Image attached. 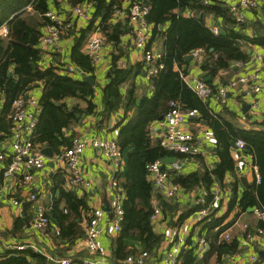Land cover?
Returning <instances> with one entry per match:
<instances>
[{"label": "trees", "instance_id": "obj_1", "mask_svg": "<svg viewBox=\"0 0 264 264\" xmlns=\"http://www.w3.org/2000/svg\"><path fill=\"white\" fill-rule=\"evenodd\" d=\"M51 0H0V27L6 24L9 34L0 37V134L7 136L11 132L13 100L25 94L40 81H44V89L41 95L40 104L42 111L39 115V123L36 128L34 141L40 146L45 144L54 148L58 154L67 146H70L74 133L67 132L76 120V115L86 112L94 113L96 105L93 102L94 86L80 79H75L60 72L63 63L58 67L50 65L46 69L41 68L42 54L39 48L41 32L38 30L40 23L31 16L27 6L31 5L32 11L43 18L42 25L50 23L46 16L50 10ZM56 2V0H53ZM73 6L83 3H90L94 9L91 21L82 29L78 38V43L72 49L73 62L87 73H93L94 67L89 56L82 52L81 48L87 36L98 29L106 38V42L117 45L122 39V35L131 32L129 27V13L135 1L150 6L147 20L154 26V33L164 35V47L162 57L158 60V71L150 81L155 87L153 96H142L138 105L141 121L129 122L122 125L119 134V144L125 151L130 145H134V151L129 153V169L126 179L120 182L125 189L126 198L121 204L123 222L118 236L113 241V256L118 259H126L133 255V250L129 248V238L136 236L145 242L144 250L152 252L162 241V236L155 233L150 223L153 212L152 197L154 195V185L149 179L147 165L156 160H161L165 156L176 155L179 157L191 154L174 153L166 150L159 140L153 141L149 133V124L166 116L171 108V102L177 101L184 110H196L201 118L207 120L214 128L217 135L216 153L220 157V162L213 170L204 173L193 172L182 174L180 172H170L174 182L180 184L182 188L191 190L197 187H205L208 191L205 195V205L208 206L214 199L212 187L215 183L230 189V199L226 204L227 209L223 215L218 212L220 209H211L206 223L208 234L212 237L211 248L205 254V262H209L215 251L222 253L227 249L233 251L238 249L235 241L231 244L224 243L220 239V234L226 227L220 230L215 229L221 226L225 217L234 208L241 211L249 207L264 208V130H249L233 127L229 124L228 131L223 130L218 118H214L209 112L208 105L199 94L190 87L184 79L187 75L183 70L184 58L195 49H200L212 59L203 65L204 69L211 72L213 78L208 83L213 88L218 85L213 80L221 69H230L237 61H246L249 54L241 41H249L264 45V35L255 36L252 39L241 34V29L245 27V22H238L229 4L223 1L212 0L210 4H205V0H133L128 8L123 7L125 0H69ZM123 11L126 20L114 21L116 12ZM126 11V12H125ZM186 12H191L190 16H185ZM213 14L224 19L226 33H215L206 25L201 14ZM48 20H47V18ZM98 20V23H96ZM169 24L166 32L160 31V25ZM133 32V31H132ZM213 50L211 51V49ZM120 54H113L110 82L104 88L105 109L104 114L109 115L122 106L123 92L122 85L126 83L131 75L132 68H120L117 59ZM178 66V68L176 67ZM76 98L86 102V107L79 104L70 105L67 99ZM135 95L132 90L128 102L135 103ZM128 109V108H127ZM126 109V110H127ZM2 137V138H3ZM245 140V149L252 152L259 169V181L256 179L239 196V178L234 173L235 160L231 154L232 140L236 138ZM199 155V154H196ZM195 156V155H194ZM228 174L233 175L230 182L225 178ZM69 208L77 210L85 206V201L74 192L66 193ZM57 208V205L54 208ZM199 204L195 209L202 208ZM191 210V211H193ZM188 214V213H187ZM187 214L179 219L181 224ZM56 218L60 225L58 233H53L50 226L46 233L54 236L55 248L51 250L52 258L37 252L31 248L16 252L12 255H4L0 264H61L59 260L69 257L67 250L72 247L78 239L85 238V229L80 222H73L69 226L65 225L67 216L58 217L56 211L50 215ZM54 220V219H53ZM55 234V235H54ZM82 256V255H81ZM71 257V256H70ZM74 258L73 263L82 264L83 258ZM181 264H200L196 249L192 244L182 249L180 254Z\"/></svg>", "mask_w": 264, "mask_h": 264}, {"label": "crops", "instance_id": "obj_2", "mask_svg": "<svg viewBox=\"0 0 264 264\" xmlns=\"http://www.w3.org/2000/svg\"><path fill=\"white\" fill-rule=\"evenodd\" d=\"M132 1L133 0H125L123 2V7L127 9ZM219 1H223L229 5L238 3L237 0ZM49 3V11L58 13L61 17L75 23L76 26L64 34L58 44L49 45L46 49L42 50V38L47 32L48 21L46 25H42V16L35 14L32 11L31 5L27 6L26 10L31 12V16L35 17L34 21L37 20L40 23L38 30H40L41 36L38 46L41 49L42 54L41 68L46 69L50 65L58 67L59 63H63V65L66 66L74 65L76 68L72 74H68L64 69H60V72L63 74L75 79L83 80L81 72H84L86 75H93L96 78V85L92 84L95 88L93 102L96 105V108L94 109V113L87 114L86 112H83L77 114L74 124L66 131L74 133L75 136H83L87 138L103 137L116 139L118 141L122 125H125L130 121H141L138 105L141 103L142 96H153L155 93V87L147 77V64L144 60L143 54L134 44L132 32L133 26L129 22V27L132 31L122 35V39L118 46H111L107 43V50L104 53L103 60L97 67L92 63L94 72L87 73L73 62L71 54L72 49L78 43V38L81 35L82 29L91 21L94 13L93 7H90V17L88 21L83 22L75 16L73 11L74 6L69 0H56V2L51 0ZM258 4V8L244 10L246 25L240 31L241 34L249 39H252L255 36L264 35V0H258ZM190 15L191 12L185 13V16ZM201 18L205 19L208 27L209 24L214 23L219 27V33H226L224 29L226 23L223 18L213 14H207L204 16L203 13L201 14ZM119 20H126V16L122 14V11H118L115 14L114 21L116 22ZM97 23L98 20H96L95 24ZM151 26V39L149 40L148 45L149 47L155 46L162 52L164 47V35L162 33H154V26L152 24ZM168 28V23L159 26V30L163 32H166ZM96 32L100 33V31L96 29L87 36V39L84 41L81 48L83 53L86 54L88 40ZM0 37L6 38V36L2 34H0ZM241 42L244 44V48L249 54V58L244 62H234L230 69H221L213 82L216 85L226 84L231 79L239 76H250L257 70L258 77L256 81L248 83L247 85H240L237 89L232 90L224 104L220 103L214 96L202 99L208 105L209 112L212 116L220 120L221 123L219 124L222 126L223 130L228 131L229 124H232L233 127L238 126L239 128L261 131L264 130V45L244 40ZM195 50H199V57L193 56L191 60H185L184 58L185 62L182 69L187 72L184 79L186 82L193 78L204 81V79L200 77V74L202 72H208L211 75V78L208 81L206 80V82L209 83L213 76L209 70L203 68V65L209 62L212 59V56L209 61H205L210 55H206L200 49ZM195 50L189 54L193 55ZM212 50L213 48L211 51ZM114 53L120 54V57L117 59V65L120 68H132V75L130 79L122 85L124 97L122 106L120 109L111 112L107 116L104 114V88L111 80V65ZM202 61H205L203 65L200 64ZM176 67L178 68V66ZM255 84H258L261 87L260 91H254ZM44 85V81H40L35 86L31 87V91L37 98H39V100L41 99ZM132 90L136 100L134 104L128 102ZM67 102L70 105L79 104L82 108H85L87 105L85 101L76 98L67 99ZM1 107L2 102H0V109ZM41 111L42 108L40 104L39 112L41 113ZM164 119L165 117L161 116L159 119L154 120L149 124L151 139L153 141L159 140L161 144L162 137L160 134L165 128ZM154 128H158L160 134L155 133L153 131ZM186 128L200 141L202 151L199 155H185L182 158L176 155H170L171 157L176 156L177 161H181L182 167L179 170L173 168V163L176 162V160L163 162L162 159L164 157L161 159L162 167L170 172H180L182 174H190L193 172L204 173L208 170H213L220 162V157L216 153L218 139L214 128L207 120L200 116L188 119ZM2 137L0 134V152H5L7 157L4 160H0V246L5 248L13 243H33L44 251L42 252L43 254L52 257L51 250L55 248L54 236L51 235V232L46 233V231H41L33 226V220L39 203L47 207L48 214L50 215L53 213V210H55L58 217L67 216V219H65L66 226H69L73 222H80V225L84 229L92 210L99 206L105 211L99 234L100 252L109 259L110 264H128L126 259H118L113 256V241L118 236L119 232L114 230L111 223V218L116 205V195L113 193L115 191L111 190L109 185V181L115 173L112 161L106 156H98L96 150L92 146L86 148L82 157V168L85 176L93 182V187L87 190L84 187L75 186L69 182L70 173L65 164L56 161L54 157L57 153L54 148L45 144L41 146V149L51 147L54 156L52 158L46 156L47 159L43 169L32 170L34 179L29 188L21 187L17 180L18 178L15 177L7 180L2 175L3 169H5L11 159V157L8 156L11 154V149L9 145L5 143V137ZM237 140L244 139L237 137L232 140L231 154L235 160L234 173L240 181L238 188L239 196H242L244 190L250 184L256 179L259 181V172L257 175L255 168L258 167V165L255 162L252 152H250L249 149L243 150L238 148L236 145ZM132 151H134V145L128 146L124 151L126 164L124 165V171L120 176V182H123V184L129 169V153ZM233 178V175L228 174L225 181L230 182ZM216 188L220 190L223 197L221 208L218 212L220 215H223L227 209L226 204L230 199V189L221 186L219 183H215L212 187L213 194ZM154 189L152 202L155 197V200L162 208V214L155 221H152L150 218V223L154 232L162 236V241L156 249L149 252L150 257L146 264H165L167 254L170 251H179L181 254L182 249L188 248L189 244H192L195 247L200 264H264V230L262 232L259 230L264 228V223L261 222L254 213V207H249L245 211H240L237 207L234 208L225 217L221 226L215 229V231H218L222 227H226L225 230L221 232L220 239L225 240L226 242L224 243L228 244L235 241L238 245V249L235 251L227 249L222 253L215 251L209 262H205V254L210 250L212 240V237L209 236L208 229H206L205 226L210 219L207 217L202 221L197 220L196 216L199 209L193 210V208L196 206L198 207V199L202 197L205 192H208L206 188L195 187L191 190L184 188L182 192L174 198L165 197L155 186ZM29 192L36 193L38 200L28 201L27 197ZM68 192H74L78 198L85 201L86 208L80 207V210H78L81 214V219L77 212H75L77 210L68 207L66 198V193ZM119 193L123 194L122 200L119 201V204L121 205L126 198L123 186H121V191L119 190ZM13 197H17L21 200L20 206L12 203L11 199ZM56 205L57 208H54ZM108 208H110L109 211L107 210ZM185 214L188 216L180 224L179 219ZM55 219L57 220V217L51 218V231L53 233H58V230L61 228ZM174 228H179L181 230L180 238L184 240V243L179 244L177 238H171ZM227 235H229V237H227ZM202 238L206 239V244L204 246V251L200 253L199 243ZM84 240V238L78 239L75 244L67 250L69 257H76L78 255L82 258H86L89 256ZM185 243H187L188 247L183 246ZM128 244L129 248H136V250H133V253L135 252L133 255L140 254L146 249L145 242L136 236L130 237ZM254 255L257 256V260L255 261L251 259Z\"/></svg>", "mask_w": 264, "mask_h": 264}, {"label": "built area", "instance_id": "obj_3", "mask_svg": "<svg viewBox=\"0 0 264 264\" xmlns=\"http://www.w3.org/2000/svg\"><path fill=\"white\" fill-rule=\"evenodd\" d=\"M205 4H210L212 0H205ZM237 4H231V9L234 12L238 22H245L244 10L258 8V0H237ZM90 3H83L74 6V14L80 19V21L87 22L90 17ZM150 11V6L139 1H135L131 7L129 13V22L133 26V38L135 46L142 52L144 60L147 64V77L150 79L158 71V60L162 57V52L155 46L149 47V40L151 39V24L147 20V16ZM124 15V12L122 11ZM46 16L49 18L50 23L47 27V32L42 38V50L46 49L49 45L58 44L61 37L66 34L70 29L76 26L75 23L68 21L61 17L54 11H48ZM83 24V23H82ZM209 27L213 32L219 33V27L214 23L209 24ZM9 33L6 24L0 27V34L7 36ZM107 50L106 38L96 32L86 45V54L91 59L92 63L97 67L103 60L104 53ZM199 50L193 52V56L199 57ZM260 58V57H259ZM64 70L68 74H72L75 71L74 65L63 66ZM258 77L257 70L250 76L244 75L231 79L226 84H219L217 88H213L206 81L193 78L188 80L187 83L193 88L201 98H208L214 96L220 103L224 104L229 97V93L232 90L237 89L240 85H247L253 83ZM261 87L257 84L254 86V91H260ZM25 95H28L25 97ZM12 113L10 118L12 119L11 132L5 136V143L9 145L11 149V157L8 165L3 169L2 175L5 179L18 178L19 185L21 187L29 188L32 180L34 179L32 170L43 169L46 163L47 157L42 153L41 146L35 143V132L39 123L40 115V100L31 91H27L25 94L18 96L13 100ZM257 106V105H256ZM199 116L196 110H183L181 105L177 101L171 102V108L165 116V128L160 134L158 128H154L153 131L160 134L162 137L163 147L175 153L196 155L202 151L201 143L197 137L187 130V121L190 118H197ZM245 141L237 140L236 145L240 149H245ZM92 146L98 156H106L112 161L115 168V173L109 181L111 190L116 195V205L111 218L112 227L116 232L121 230L123 222V210L119 201L122 200V196L119 193L121 191L120 176L124 171L123 167L126 164L125 152L116 139L94 137L87 138L83 136H75L70 146L64 148L60 153L55 155V160L65 164L67 170L70 173L69 182L75 186H81L89 190L93 187V182L87 178L82 168V157L87 147ZM7 157L5 152H0V160H4ZM182 167L181 161L178 160L173 163V168L179 170ZM148 177L153 182L156 189L167 198L177 197L183 190L182 186L173 181L169 170L162 167L161 160H156L147 165ZM255 171L259 172L258 167ZM258 178L260 176L258 175ZM205 192L202 197L198 199V203L203 205L197 212L196 219L199 221L204 220L210 215L211 209H220L222 202V195L218 188L214 191V199L210 205H205ZM28 201H37L38 196L36 193L29 192ZM12 203L20 206L21 200L17 197L11 199ZM254 213L258 219L264 223V208L254 207ZM162 214V208L159 203L153 199V212L151 214V220H157ZM105 211L102 207H95L85 226V247L89 252V256L83 258L82 264H110L109 259L101 254L99 245V234L101 223L104 219ZM33 226L46 231L50 226V217L48 209L45 205L39 203L36 211V215L33 220ZM261 232L264 228L259 229ZM181 230L174 228L172 231V239L177 238L179 244L184 243V240L180 238ZM250 235V234H249ZM251 236V235H250ZM229 237V235H227ZM206 239L202 238L199 243L200 253L204 251ZM183 246L188 247L187 243ZM31 248L37 252H44L39 246L33 243H13L7 247L0 246V260L4 255H12L16 252ZM150 254L148 251H143L137 255H130L126 258L128 264H146ZM52 258V257H50ZM253 261L257 260V256L251 257ZM74 258L65 257L59 260L61 264H72ZM165 264H181L180 252H169ZM230 264V263H229Z\"/></svg>", "mask_w": 264, "mask_h": 264}, {"label": "water", "instance_id": "obj_4", "mask_svg": "<svg viewBox=\"0 0 264 264\" xmlns=\"http://www.w3.org/2000/svg\"><path fill=\"white\" fill-rule=\"evenodd\" d=\"M193 58V55L192 54H189L187 56H185V60H191ZM211 59V56H208L205 61H209ZM205 61H202L200 62L201 65H203L205 63ZM82 75H83V80L84 81H87L93 85H96V78L93 76V75H86L84 72H81ZM200 77L202 79H204V81H208L210 80L211 78V75L208 73V72H202L200 74ZM28 95H25V97H27ZM247 106V105H245ZM249 107V106H248ZM42 153L49 157V158H52L54 156V152H53V149L51 147H45V148H42ZM177 161V157L176 156H166L162 159L163 162H169V161ZM108 211L110 210V208L107 209Z\"/></svg>", "mask_w": 264, "mask_h": 264}]
</instances>
